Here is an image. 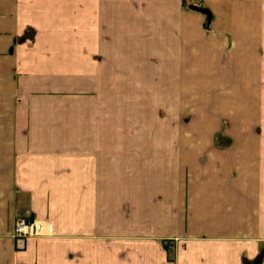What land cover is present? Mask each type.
<instances>
[{"label":"crops","instance_id":"crops-1","mask_svg":"<svg viewBox=\"0 0 264 264\" xmlns=\"http://www.w3.org/2000/svg\"><path fill=\"white\" fill-rule=\"evenodd\" d=\"M0 264H264V0H0Z\"/></svg>","mask_w":264,"mask_h":264},{"label":"built area","instance_id":"built-area-1","mask_svg":"<svg viewBox=\"0 0 264 264\" xmlns=\"http://www.w3.org/2000/svg\"><path fill=\"white\" fill-rule=\"evenodd\" d=\"M43 221L34 217L19 216L14 222L12 233L17 241L44 233Z\"/></svg>","mask_w":264,"mask_h":264},{"label":"water","instance_id":"water-1","mask_svg":"<svg viewBox=\"0 0 264 264\" xmlns=\"http://www.w3.org/2000/svg\"><path fill=\"white\" fill-rule=\"evenodd\" d=\"M189 9L203 12V13L207 14V16L209 17V12L206 9H204V8H200V7H197V6H194V5H190Z\"/></svg>","mask_w":264,"mask_h":264}]
</instances>
